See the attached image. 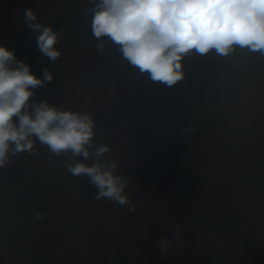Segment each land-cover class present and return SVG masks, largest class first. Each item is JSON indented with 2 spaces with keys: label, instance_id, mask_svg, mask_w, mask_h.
Listing matches in <instances>:
<instances>
[{
  "label": "trees",
  "instance_id": "16d2710c",
  "mask_svg": "<svg viewBox=\"0 0 264 264\" xmlns=\"http://www.w3.org/2000/svg\"><path fill=\"white\" fill-rule=\"evenodd\" d=\"M91 7L0 0V45L53 74L33 100L92 115L94 145L111 147L103 159L117 161L131 204L97 200L88 177L68 171L70 154L36 140L0 168V264H264V56L193 52L168 87L118 45L98 49ZM25 9L60 33L54 63Z\"/></svg>",
  "mask_w": 264,
  "mask_h": 264
},
{
  "label": "clouds",
  "instance_id": "9594fccd",
  "mask_svg": "<svg viewBox=\"0 0 264 264\" xmlns=\"http://www.w3.org/2000/svg\"><path fill=\"white\" fill-rule=\"evenodd\" d=\"M92 5L93 36L118 45L132 66L154 82L175 86L185 77L183 61L193 52L229 56L237 49L264 56V0H88ZM87 11V10H86ZM24 21L36 34V46L50 62L61 55L56 47L60 33L41 23L31 9ZM53 74L17 59L15 50L0 45V168L20 152L33 151L35 141L60 156L70 154L67 169L73 176H87L95 198L130 205L128 181L117 174L115 160H105L111 147L94 145L95 121L90 113L61 109L47 99L35 101V89L47 86ZM186 132L194 131L189 127ZM94 149V150H93ZM91 164L85 161L93 159ZM132 211L135 207L132 206ZM42 213L37 214V219ZM179 235V225L175 226ZM161 251L167 238L157 242Z\"/></svg>",
  "mask_w": 264,
  "mask_h": 264
}]
</instances>
